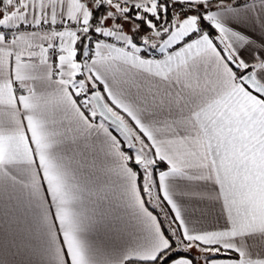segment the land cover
<instances>
[{
	"label": "snow or ice",
	"instance_id": "snow-or-ice-1",
	"mask_svg": "<svg viewBox=\"0 0 264 264\" xmlns=\"http://www.w3.org/2000/svg\"><path fill=\"white\" fill-rule=\"evenodd\" d=\"M53 101L118 157L152 234L144 264H264V0H0L12 213L28 192L17 125L34 155ZM62 188L31 189L36 218L55 222L62 264H86L54 206ZM37 244L10 226L0 264Z\"/></svg>",
	"mask_w": 264,
	"mask_h": 264
},
{
	"label": "crops",
	"instance_id": "crops-1",
	"mask_svg": "<svg viewBox=\"0 0 264 264\" xmlns=\"http://www.w3.org/2000/svg\"><path fill=\"white\" fill-rule=\"evenodd\" d=\"M49 109L45 131L65 178L72 223L86 264L144 262L139 254L151 246V230L107 138L102 132L84 131L75 121L64 118L63 109L54 101ZM3 152L0 145V154ZM4 179L7 181V177ZM10 206L17 207L11 196L0 199V236L6 235L11 226L38 238L36 250L21 252L17 261L62 264V238L53 242L57 229L39 225L33 198L22 197L15 213Z\"/></svg>",
	"mask_w": 264,
	"mask_h": 264
},
{
	"label": "clouds",
	"instance_id": "clouds-1",
	"mask_svg": "<svg viewBox=\"0 0 264 264\" xmlns=\"http://www.w3.org/2000/svg\"><path fill=\"white\" fill-rule=\"evenodd\" d=\"M29 115H35V113H28ZM46 127V121L43 126L38 130V142H35L34 155H32L33 149L28 148L24 136V127L22 123L17 125V140L21 148L25 163L22 164L16 171V179L19 185H23L28 189L26 196L31 195V189L34 187L37 194L40 195L43 181L47 180L51 185L55 186L57 183L63 185L62 192H54V206L60 216H64L67 213V218L62 224L64 232L68 233L69 237L77 241V236L74 231L71 211H70V196L67 190L64 175L62 174L56 160L52 155L51 143L49 139H45L44 133ZM47 173V175H45ZM11 192L8 190V183L6 180H0V199H4L10 196ZM42 198V197H41ZM48 224L56 228L55 222L49 220ZM57 239L55 233H53L52 240L55 242ZM78 242V241H77ZM17 264H28L26 259L20 260Z\"/></svg>",
	"mask_w": 264,
	"mask_h": 264
},
{
	"label": "trees",
	"instance_id": "trees-1",
	"mask_svg": "<svg viewBox=\"0 0 264 264\" xmlns=\"http://www.w3.org/2000/svg\"><path fill=\"white\" fill-rule=\"evenodd\" d=\"M128 264H144V262L132 261V262H129Z\"/></svg>",
	"mask_w": 264,
	"mask_h": 264
}]
</instances>
